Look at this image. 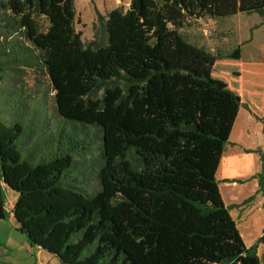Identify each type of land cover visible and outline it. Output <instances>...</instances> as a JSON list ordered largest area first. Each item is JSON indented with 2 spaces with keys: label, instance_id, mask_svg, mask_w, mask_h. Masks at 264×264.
I'll list each match as a JSON object with an SVG mask.
<instances>
[{
  "label": "trees",
  "instance_id": "trees-1",
  "mask_svg": "<svg viewBox=\"0 0 264 264\" xmlns=\"http://www.w3.org/2000/svg\"><path fill=\"white\" fill-rule=\"evenodd\" d=\"M74 1L0 0V105L51 96L60 117L47 126L45 106L36 136L0 107V177L18 194V229L62 264H264V226L246 246L216 177L248 109L211 78L234 50L212 53L180 31L199 18L264 17V0L95 8L88 42ZM254 152L263 191L264 150Z\"/></svg>",
  "mask_w": 264,
  "mask_h": 264
},
{
  "label": "rangeland",
  "instance_id": "rangeland-1",
  "mask_svg": "<svg viewBox=\"0 0 264 264\" xmlns=\"http://www.w3.org/2000/svg\"><path fill=\"white\" fill-rule=\"evenodd\" d=\"M92 3L98 2L102 5L103 11L113 8L114 6H128L129 0H91ZM78 0V9L81 5ZM94 7L96 8L95 4ZM78 22H76L77 30L81 32V37L85 42H88L92 36V24L91 21L86 19L82 22L79 14L77 15ZM184 28L180 31L183 36L190 42L202 46L212 53L226 54L231 50H234V54L226 59H217L212 68L211 78L213 81L218 82L223 87H228L239 94L240 89V76L238 74L243 71V78L248 77L261 83L260 86H255L254 95L247 99V105H264V75L262 77L247 75V71L261 70L264 73V17L258 14H237L227 18L213 19V18H199L190 20ZM225 60V61H224ZM221 63H228L230 69L222 67ZM222 71L221 72H219ZM238 73V74H237ZM27 81V87L31 86L34 82L33 75L28 74L24 77ZM29 98V97H28ZM6 95H2V102L4 105H0L1 108L6 109L14 119L23 118L25 124L29 126V130L36 136L41 130V119L36 115H43L45 113V106L47 108V126L52 125L57 121V116L52 104L51 96L47 97L48 105H35L31 104V108L24 105H20L17 102L8 104ZM242 99V98H241ZM3 117V116H2ZM240 120L238 119L234 132L238 130L240 126ZM251 124L252 138L247 141L249 146L253 144L257 145V139H259V131L257 126ZM56 131L64 130L70 131L71 124L63 125L62 123L57 126ZM256 134V135H255ZM259 142V141H258ZM254 145V146H255ZM225 153L227 156L234 157V163L230 164L224 158L217 170V180L219 181V189L223 197L224 202L229 204H238L236 208L230 210V214L237 223V228L242 237L245 245L250 246L255 242L258 236L261 234V230L264 226V206L261 209L256 207V201H254V195L252 200L248 202H230L229 200L239 198L242 194L241 187L231 185L232 182H225L224 180H233L239 182L244 180L243 174L248 172L249 169L254 167L256 172L254 175L261 171V162L256 158L257 154L250 161L240 162L236 156H239L241 152L232 146L230 143L226 144ZM242 161V160H241ZM237 173L235 176L241 177H222L221 174ZM246 174V173H245ZM221 176V177H220ZM247 176V175H246ZM262 248L258 246L257 254L261 255ZM60 264H62L60 262ZM263 264V263H262Z\"/></svg>",
  "mask_w": 264,
  "mask_h": 264
},
{
  "label": "crops",
  "instance_id": "crops-1",
  "mask_svg": "<svg viewBox=\"0 0 264 264\" xmlns=\"http://www.w3.org/2000/svg\"><path fill=\"white\" fill-rule=\"evenodd\" d=\"M74 2H75L76 15L79 14L80 18L82 19V22H84L83 19L90 20L92 25L96 19L94 4L98 12L103 16H105L107 12L110 11L111 9L117 7L114 6L113 8L106 9V11H103L104 8H102V5L100 7L98 2L92 3L91 0H80L79 4L81 5V7L80 9H78V0H75ZM92 37H93V33L90 40L92 39ZM222 59H226V58H222ZM221 64L223 65L222 67H226L227 70L230 69L229 65H227L228 63H221ZM219 72L222 73V71L220 70ZM246 73L249 77L252 76L262 77L264 75V73L261 70H251V71H247ZM238 76L241 77L239 78L241 85L239 89V94L234 90L232 89L231 90L238 96L239 100L242 103L248 104L247 99L254 95L255 86H258V84L260 86L261 83H256V81L248 77L243 78V71H241L238 74ZM247 107L248 109L244 108L243 106L239 108L237 117L235 119L234 125L232 127L228 139V144L230 143L232 146L238 149L239 152H241L239 156H236L237 160L238 158H240L239 159L240 162L250 161L254 157V154H257L256 152H254L255 149L260 148L264 150L263 124L260 120L257 119V118H262V119L264 118V105H247ZM239 118H241L240 126L238 130L234 132V127ZM254 123H256L255 125L257 126L258 128L257 130L259 131V139L256 140L257 145L253 144L252 146H249V144H247V141H249L252 138L251 124ZM226 157H228V159L226 160L230 164L234 163V159H233L234 157L230 156L229 159V156L226 155L225 151L222 154L220 162ZM256 158L259 159L258 154L256 155ZM255 172L256 169L252 167L251 169L248 170V172H245L246 174L245 173L243 174V176L245 177L242 179L244 180L231 183V185L235 187L236 186L241 187L240 190H242V194L240 195L239 198L229 200L230 202L232 201L241 202L247 197L254 195V201H256V207L259 206L261 209H263L264 188L263 191H258V180L257 178L254 177L253 174ZM236 174L237 173H227V174H221V176L241 177L240 175L235 176ZM216 177H217V173H216ZM17 196H18L17 192L10 189L0 177V198L2 202L0 209V264H60L58 258L55 257L53 254L49 253L48 251L42 249L39 246L30 244L26 236L18 229V224L13 215V205L17 199ZM259 246L263 249L261 245Z\"/></svg>",
  "mask_w": 264,
  "mask_h": 264
}]
</instances>
